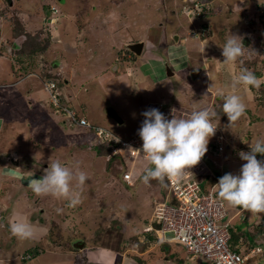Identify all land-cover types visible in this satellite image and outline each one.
I'll list each match as a JSON object with an SVG mask.
<instances>
[{"label":"rangeland","instance_id":"1","mask_svg":"<svg viewBox=\"0 0 264 264\" xmlns=\"http://www.w3.org/2000/svg\"><path fill=\"white\" fill-rule=\"evenodd\" d=\"M1 1L0 12L12 27L20 23L25 31L41 30L44 34H38V39L48 38L49 45L33 57V64L37 65L34 69L38 72L27 74L29 70L34 71L32 65L27 67V71H18L15 58L19 55L14 51L22 40L14 33L10 34L8 26L1 28L0 20V33L4 30L6 36H10L9 44L2 45L0 40V153L18 150L21 159L19 167L10 163L0 164V264H210L203 258L192 259L180 244L169 243L171 254L165 253L164 249L162 252L159 250L155 236L144 231L155 212L154 199L161 198L159 191L142 180L126 189L118 185V179L108 176L104 166L106 159L91 149V145L99 140L86 127L69 126L67 117L52 105L48 92L44 90V81L54 78L59 91L64 94L63 104H71L80 116L105 125L121 138H129L138 132L143 108L150 103L169 101L177 113L200 101L197 108L203 104L207 107L214 98H219L215 104L222 106L224 101L217 95V90L222 89L225 94L235 91L246 104V113L231 128L227 127L229 121L225 128L221 127L225 142L230 140L234 149H226L222 158L217 157L213 150L207 152L211 160L222 163V176L226 173L238 175L246 163L239 153L250 151L251 142L264 139V83L259 89L241 85L235 90L231 83L242 66L250 72L257 69L261 73L258 78L264 80V36L259 16L264 9V0H212L208 8L217 10L215 18L208 15H204L205 18L188 17L182 12L184 0H71V5L58 4L56 0ZM92 4L98 6L97 11ZM42 5L50 16L64 18L62 25L51 21L43 26L37 11L33 10L42 8ZM55 7L61 13L50 10ZM71 8L77 11L74 15L79 19H67L62 15V12L68 14ZM103 18L106 21L100 25L97 21ZM23 19L27 21L24 23ZM93 24H96L95 28ZM50 25L56 27L52 35L43 29L50 28ZM205 26L212 31L211 34L214 33L213 37H207ZM197 28L202 35L207 34V38L201 33L195 37L189 35ZM232 34L243 40L244 63H230L235 69L227 74L224 65L218 66L224 73L221 74L214 70L217 68L215 65L224 61L222 47ZM168 35L173 39L180 35L181 40L177 44L170 41ZM142 36L148 38L143 41L137 39ZM193 39L196 41H190ZM117 40L118 44H115ZM139 41L145 44L141 58L147 60L157 73V78L152 74L154 82H142L134 72H129L130 64L127 62H114L109 72L104 70L103 64L111 65L110 53L118 57L123 43ZM152 44L158 45L159 49L151 52ZM170 45L176 48L174 56ZM113 47H116L114 53ZM125 53L131 54L132 51L126 49ZM206 56L213 60L205 59ZM167 62L176 71V78L169 77L167 70L164 74ZM209 64L216 71L210 73L213 80L207 75ZM116 65L118 71H113ZM140 67L150 76L147 65L141 64ZM70 70L76 73L72 77L68 74ZM161 75L172 80L164 81ZM223 76L222 87L220 79ZM87 77H91L89 83L85 80ZM23 78L28 82L24 87ZM65 78L69 85H65ZM217 82L220 85L217 84L214 92L218 97H206L210 85ZM23 88L30 92L23 94ZM69 96L74 99L73 104L72 99L68 100ZM108 107L117 113L122 123L107 113ZM210 144L211 139L208 148ZM257 159L264 160L258 155ZM55 161L73 171L78 166L91 177L83 186V203L74 208L69 207L64 199L51 195L36 196L31 190L34 180L45 175L48 163ZM147 166V160L134 162L131 159L126 167L141 173ZM223 204L228 213L227 221L232 220L239 229L264 225V215L243 212L225 201ZM115 219L121 224H115ZM18 221H26L33 226L34 239L20 240L12 235L10 225ZM139 233L140 240L150 241L152 251L148 254L138 252L140 259H135L136 244L131 236ZM80 241L83 247L73 249L72 243L80 244ZM125 249L129 251L120 262V250ZM251 249L242 251L247 254ZM255 263L264 264V243Z\"/></svg>","mask_w":264,"mask_h":264},{"label":"clouds","instance_id":"2","mask_svg":"<svg viewBox=\"0 0 264 264\" xmlns=\"http://www.w3.org/2000/svg\"><path fill=\"white\" fill-rule=\"evenodd\" d=\"M203 1L206 6L204 7L200 15L196 13L188 14L187 12L184 11V7H186L187 5L191 6L193 0L184 1L182 12L191 18L194 16L196 17L201 16L205 18L204 11L206 9H210L208 8V6L212 0H203ZM50 10L57 11V8L55 7ZM214 11L215 13L217 12V10ZM208 16L210 17L211 15ZM259 16L262 19L261 20L263 26L262 33L264 36V9L261 12H259ZM205 28L208 31L207 37L209 36L211 37L212 31H210L207 26H205ZM197 29L198 30L192 31L189 35L195 37L199 33H201V30H199V28ZM206 35H202L201 33V36L204 38H207L205 37ZM177 36L180 35H176L175 38ZM202 37L201 39H204ZM185 39L186 36L183 37V40ZM144 47L145 44L143 46V49ZM205 47L201 49V54L204 53ZM121 51L122 52L126 51V48L125 47L121 48ZM128 54L129 53H126L125 56H128ZM142 54L143 52H141L140 55H137L134 52H132L130 54L129 60L132 62L133 60H138V57H140ZM222 55L225 58L223 61L225 64L236 63L239 61L240 64L243 65L244 60L242 58L245 56V45L241 37L232 34V36L226 40V42L222 47ZM119 59H123V57L118 56L117 63L122 62L119 61ZM168 67L170 66L168 65ZM114 68H115L114 70L117 69V67ZM30 73L33 72L29 71L27 74ZM49 79L54 80V78H47V80ZM262 83H264V80H261L253 72H250L246 68L242 67L240 73L238 75L233 76L231 87L233 90H235L238 86L241 85L244 87H254L256 89H259ZM217 95L224 101L222 104V111L224 114L227 115L229 121L227 127L231 128L246 113L247 106L244 103L242 97L238 95L235 91H233L230 94H225V92L222 89H218ZM68 100L70 101L71 99L68 98ZM159 103L166 104L167 106L171 107V105H169L170 104L169 101H160L158 103H152V104L150 103L149 105H146V107L143 108L140 117V124H141L142 115L144 116V120L142 121L141 127L139 128L138 132L129 138H121L119 136L118 137L114 136L113 138L117 142H119V138L130 139L137 135L140 136L143 142L142 149H134V150L138 151L140 154L142 153L141 155L145 158L144 160H147L149 166L145 167L141 173H138L137 178L142 180V182L146 185L149 184L151 180L158 181V183L162 187H166V195H167V190H168L167 182L168 181L179 182L183 178V176L187 172H189L188 170L198 165L203 158V160H205V162L208 164L213 176L215 177L217 174H219L217 183L211 186L207 191L213 189L215 194L219 196L223 201L227 202V204L231 207L240 208L243 212L250 213L252 215H264V160L257 159V154L264 156V139H258L254 143L251 142L250 151L248 152L241 151L239 153L240 158L246 161V163L242 165L240 169V173L238 175H234L232 173H226L222 176V173L220 171L222 167L220 168L218 166L219 165L218 162L211 160L210 157H207L208 154L205 155L207 151L213 150L217 157L222 158L223 153L227 149V142H225L224 140V144H225L224 150L221 152L220 155L216 154L217 146L215 145L216 140L214 137L216 130L218 129L221 134H224L220 126L221 122L213 121L218 117V113L214 109L209 107L194 108L191 112L181 110L177 113L175 109H172V118L167 119L165 115L162 112H160L159 109L157 108H150L144 111L148 106ZM69 106L71 107V104ZM25 139L28 138L25 137ZM210 139H211V144L209 145L208 148ZM122 156L126 159V162L131 160L128 159L127 156H125L124 154H122ZM139 159L143 160V158H139ZM139 159H137L136 161H138ZM126 170L132 171L133 178L131 183H128L124 179L125 182L130 186L132 185V183H134L136 177L134 176V170L132 169V167L125 168L124 171ZM202 173L205 174V172ZM198 175L196 177H198ZM90 179L91 177L86 172L80 170L78 166L76 170L73 171L68 166L62 164L60 161H55V162H51L50 164L48 163V167L45 169V175L40 179H35L34 182L30 185V187L36 196L51 195L53 197H56L57 199H64L68 202L69 207L74 208L80 205L81 203H83V199H82L83 186L86 183V181ZM73 182H75V185L73 184ZM217 185H218V192H216ZM155 201H161V200L160 199L157 200V198H155L153 208L155 207ZM173 202H175L174 204H177L175 200L171 201L172 204ZM58 211L61 210L58 209ZM231 225H233L232 220H231ZM148 227H153V229L147 230ZM158 228L159 225L153 215L149 225L145 226L144 231L146 233H149L153 237L155 236L156 241H158V243L155 244L156 246L158 244L161 245V243H175V242L160 240L156 232V229ZM10 231L13 236L17 237L20 240H32L35 238V230L33 226L26 221L13 222L10 225ZM72 247L73 249H76L73 243H72ZM128 249L121 251L122 255L120 258V262L122 256L127 255L129 251ZM252 249L255 251V253L251 258V262L252 264H256L255 263L256 256L262 252V247L255 246ZM136 250L137 252L135 254H139L138 253L139 250L137 248ZM151 251L152 250L150 249L149 252ZM164 252H170V251L164 249ZM186 253L192 258V256L187 251ZM196 258H192V259H196Z\"/></svg>","mask_w":264,"mask_h":264},{"label":"built area","instance_id":"3","mask_svg":"<svg viewBox=\"0 0 264 264\" xmlns=\"http://www.w3.org/2000/svg\"><path fill=\"white\" fill-rule=\"evenodd\" d=\"M205 6L203 0H193L191 6L184 7V11L188 14L200 15ZM44 87L52 105L67 117L70 127L77 124L93 131L97 139L114 141L116 147L113 154L122 153L133 161L139 158L145 159L142 153L134 150L142 149L143 142L140 136L137 135L130 139L119 138L117 142L113 138L118 136L109 129L90 122L87 117L80 116L74 107L63 104L64 94L59 91L54 80H46ZM150 108L159 109L167 119L172 118L173 108L166 104H154L144 111ZM143 120L142 115L141 124ZM214 137L217 146L216 154L220 155L225 148L224 137L218 129ZM188 171L179 182L168 181L166 198L155 201L154 218L159 225L156 232L160 240L178 243L192 258H204L211 264H252L251 258L255 253L254 250L242 255L230 247L231 221H227L228 213L222 199L215 194L213 189L205 192L196 177L205 171L212 174L208 164L202 158L198 165ZM123 177L131 183L132 171H124ZM172 200H175L177 204H172ZM150 229L153 227H148L147 230Z\"/></svg>","mask_w":264,"mask_h":264},{"label":"trees","instance_id":"4","mask_svg":"<svg viewBox=\"0 0 264 264\" xmlns=\"http://www.w3.org/2000/svg\"><path fill=\"white\" fill-rule=\"evenodd\" d=\"M212 13L214 14L215 11L210 10V9H206L204 11L205 16L212 15ZM13 31L16 36L18 37L23 36V38L21 37V39H24V42L19 43L20 45H19V48L16 49V54L19 55V58L17 59L21 60L20 62L17 61L18 65L20 66L19 70H22V69L27 70V67L29 65H33V62H34L33 57L34 56L36 57V54L45 51L46 47L49 45L48 38L44 37L42 40L38 39L37 35L43 33V31L38 30V33L33 35L25 31V28L20 23L19 24L17 23L14 26ZM248 64H250V62H248ZM248 64L246 67L249 66ZM253 67H255V65H253ZM253 73L257 77L260 76L261 74L257 69H255ZM217 100H219V98ZM212 109H214L218 113V117L214 119L213 121L223 122V121L228 120L227 115L224 114L222 111V106H217L216 104H214V108ZM91 132L94 134L93 131ZM98 140L99 141L91 145L92 147L91 149L95 151L97 156L106 159L104 166H106V170L109 174L108 176H111L113 179H116V180L118 179V185L121 184L126 189H128L129 187L132 188L134 183L136 181L138 183V181L140 180L137 178V175H138V173L136 172L137 170L134 171V176L136 177V179L134 183H132V185L129 186L123 178V171L125 168H127L126 159L120 153L112 154L114 148L116 147V143L112 140H109V141L107 140L103 141L101 139H98ZM257 155L260 159H264V156H261L260 154H257ZM218 176L219 174H217L214 177L213 174H210L207 171H205V174L202 173L198 175L197 178L199 182L202 184L203 190L207 191L211 186L217 183ZM149 186H152L154 189L159 191V194H161V198H160L161 200L165 199L166 187H162L156 180H151L149 183ZM174 203L175 202H173V204ZM114 221H115V224H118V225L121 224L119 220L115 219ZM112 225H114V222ZM230 230H231L232 236L230 238L229 244L235 250H238V251H241L242 249L249 250L255 246H261V247L263 246V243H264V225L263 224L261 225L258 224L254 227V229L249 228L248 230L239 229L237 225H231ZM139 236H140V233L131 236V238L134 240L136 244V248L139 250V252H143L144 250L151 247V243L147 239L140 240L138 238ZM168 245L169 243H161V246H163L164 248H167L169 251L170 249ZM120 251H123V250H120ZM134 258L140 259V257H138L137 254H135Z\"/></svg>","mask_w":264,"mask_h":264},{"label":"crops","instance_id":"5","mask_svg":"<svg viewBox=\"0 0 264 264\" xmlns=\"http://www.w3.org/2000/svg\"><path fill=\"white\" fill-rule=\"evenodd\" d=\"M17 1V0H16ZM185 1V0H184ZM2 1L0 0V3H1ZM18 3V2H17ZM32 3V2H31ZM10 8H11V6H9ZM0 9H1V5H0ZM33 10H34V12H36L37 11V16L39 17V19H41V21H42V23H43V26L45 25V24H48V14H47V9H43V5H42V8H39V9H35V8H33ZM19 11V10H18ZM18 11H16V12H18ZM58 11V10H57ZM33 12V14H35ZM7 16V15H6ZM64 16H66V18L67 19H71V18H73V16L71 15V14H64ZM212 16H214L213 18H215V17H217V13H212V15L210 16V17H212ZM54 18H53V22L54 23H59V25H62V19H64V18H62V19H60L59 17H55V16H53ZM76 19V18H75ZM0 20L2 21V27L1 28H5L6 26H8L9 28H10V31H11V33L10 34H12V33H14V31H13V29H14V27H12V25L9 23V22H7L6 21V19L4 18V16L2 15V11L0 12ZM23 21H24V23H25V21H27V19H23ZM44 21H46L47 23H44ZM108 21V20H107ZM86 22V21H85ZM21 23H23V22H21ZM23 23V24H24ZM50 24V23H49ZM85 24V23H84ZM23 26V25H22ZM105 26H107V25H105ZM24 27V26H23ZM43 29L45 30L46 28H44L43 27ZM27 31V30H26ZM55 31H56V28H55ZM27 32H29V33H31V34H33V35H35V34H37L38 33V30L36 31V32H32V31H27ZM42 35H43V33H41ZM51 35H52V31H51ZM169 36V39H170V41L171 40H174L177 44L180 42V40H181V37L180 36H177L176 38H175V36H174V39L173 38H171V36L170 35H168ZM214 36V33H212V35H211V37H213ZM250 36V35H249ZM10 36H6V34H5V31L3 30V32H1L0 33V40H1V43H2V45L3 44H5V43H7V44H9V40H10V38H9ZM21 37L23 38V36H19L18 38L20 39V40H22L21 41V43H23L24 42V39H21ZM86 37V36H85ZM13 38V37H12ZM146 39V38H148V36H145V37H137V39H139V40H142V39ZM208 38H210V37H208ZM249 38V37H248ZM135 39V38H134ZM119 40V39H118ZM118 40H117V42L115 43V44H118ZM131 40V39H130ZM143 41V40H142ZM183 41H185V40H183ZM190 41H196V40H190ZM146 42V41H145ZM127 43V42H126ZM201 43H202V41H201ZM113 44V43H112ZM115 44H113L114 46H115ZM20 45V44H19ZM19 45H18V48H19ZM124 45V46H123ZM123 45H122V48L123 47H125V43H123ZM152 47H150L149 48V50L152 52H155V50H157V49H159V46L158 45H156V44H152L151 45ZM193 46H195V44H193ZM196 46H197V44H196ZM170 47H171V53H172V56H174V54H175V52H176V48H173L172 47V45H170ZM5 48V47H4ZM110 48H108V50H109ZM116 50V47H113V53H114V51ZM121 50V49H120ZM144 50V49H143ZM15 52V54H16V51H14ZM143 52V51H142ZM2 54V52L0 53V55ZM13 56H14V54H13ZM113 56V57H112ZM142 56V55H141ZM141 56L140 57H138V60H133V62H132V64L129 66L130 68H129V72H135V74H136V76H138V77H140L141 78V80H142V82H144V81H146V83L147 82H149L150 83V81L152 82H154V80H153V77H152V74H154L155 75V77L157 78V73L156 72H154V68L152 67V65H149L148 63H147V60H145V59H142L141 58ZM121 57H123V56H121ZM128 58H130V54H128V56H127ZM110 58H112V62H111V65H110V63L108 64V65H106V66H104V64L102 65V67L104 68V70L105 71H108L109 72V69H111L112 67H113V64H115L114 62H117V57H115V54H113L112 55V53H110ZM161 58V57H160ZM206 58H208L207 56L205 57V59ZM15 60H16V62H15V65H18V62L17 61H21V60H18V59H16L15 58ZM14 60V61H15ZM208 60H213L211 57H209L208 58ZM169 62V61H168ZM54 63V62H53ZM145 67L146 65L148 66V72H150V76H147V73H144V72H141V67H140V65L141 64ZM162 63H163V61H162ZM224 62H222L221 64L219 63V64H217V65H215L217 68L216 69H214V70H216V71H218V72H220L221 73V71L218 69L219 67L218 66H221V65H224L223 67L227 70V72H226V74L227 73H230L229 71H231V69H232V73H233V70L235 69V66H233V64H230V63H228V64H223ZM62 64V63H61ZM162 65V64H161ZM29 66H31V65H29ZM54 66V65H53ZM52 66V68H54ZM83 66H84V64H83ZM171 66V65H170ZM34 67H35V69H37V65L36 64H33L32 66H31V68H33L34 69ZM62 67H63V69H62V71L64 72V70H65V65H64V63H63V65H62ZM115 67H117V66H115ZM172 67V66H171ZM170 67V69H171V72H174V74L171 76V78H176V71L175 70H173L172 68ZM18 68H20V66L18 65ZM208 72H207V75L208 76H210L211 77V80H213V78H212V75H210V73H213V72H216V71H214L213 69H212V67L210 66V64L208 65ZM242 68V67H241ZM34 69V71L33 70H29L30 72H38L37 70H35ZM54 69H56V68H54ZM115 68H113V71H115L114 70ZM117 69H118V67H117ZM116 69V70H117ZM142 69H144V68H142ZM162 69H163V66H162ZM28 70V69H27ZM50 70H51V68H50ZM166 68H164V74H165V72H166ZM223 70V69H222ZM18 71H20V70H18ZM25 71V70H24ZM71 71L72 70H70L69 71V76H71L72 77V75L73 74H76V73H71ZM118 71V70H117ZM162 72V73H163ZM167 72H168V70H167ZM202 72V70H200V73ZM18 74V73H17ZM38 74V73H37ZM80 74V73H79ZM221 74H224L223 72L221 73ZM25 76V75H24ZM162 76V80H167V81H171L172 79L171 78H167V76H165V77H163V75H161ZM197 76V75H196ZM226 76V75H225ZM225 76H223V78L222 79H220V84L217 82V83H212L211 85H210V91L208 90L207 91V94L205 95L206 97H218L217 95H215L216 93L214 92V89H216V88H218V86H217V84L218 85H220V86H222L223 87V85H224V83H222V81L224 80V77ZM71 77H70V79H71ZM233 79V78H232ZM85 80H87V83H89L90 82V80H91V77H87V78H85ZM160 80V79H159ZM225 81V80H224ZM65 85H69L70 83L68 82V80H67V78H65ZM86 82V81H85ZM213 82V81H212ZM25 83H28L27 82V80L26 79H24L23 78V85H22V87H24L25 85ZM74 83V82H73ZM77 85V82L75 83V86ZM33 86L35 87V84L33 83ZM221 87V88H222ZM24 89V88H23ZM30 89H33V88H30ZM75 89V88H74ZM217 90V89H216ZM27 92H30V90H25L24 89V92L22 91V93L23 94H25V93H27ZM69 93H72V90L71 91H68ZM211 93V94H210ZM67 94V93H66ZM72 96H70L69 98L70 99H72V104H73V98H71ZM203 101H205V98H203L202 99ZM215 101H216V99L214 98L212 101H210L209 103H207V107H209V108H214V104L213 103H215ZM201 102V101H200ZM200 102H197V103H200ZM197 103H195V104H192L190 107H188V108H186V109H184L185 111H189V112H191L194 108H197L196 107V104ZM213 104V105H212ZM204 107H206V105L205 104H203L201 107H199V108H204ZM98 115H96L94 118H96ZM228 121V120H227ZM227 121H225L224 123L222 122V121H219V122H221V124H220V126L221 127H223V128H225L226 127V122ZM98 125V124H97ZM100 125H102V124H100ZM103 126H105V125H103ZM234 149V147L232 146V144H231V142H230V140H229V143H227V149ZM235 148H236V146H235ZM86 150H89V149H86ZM96 154V153H95ZM208 154V152L205 154V155H207ZM207 157H209V156H207ZM219 167H223V165H222V163L220 162L219 163V165H218ZM217 172V171H216ZM157 200H159V199H157ZM161 200V199H160ZM148 240V239H147ZM157 243H158V241H157ZM160 244H158V246H159ZM151 248H148V249H146V250H144L143 252H141V254H148L149 253V250H150ZM163 249H165V250H168L167 248H164L163 246H159V250H161V252L163 251ZM170 251V250H169ZM151 253V252H150ZM165 253H170V252H165ZM171 254V253H170Z\"/></svg>","mask_w":264,"mask_h":264},{"label":"water","instance_id":"6","mask_svg":"<svg viewBox=\"0 0 264 264\" xmlns=\"http://www.w3.org/2000/svg\"><path fill=\"white\" fill-rule=\"evenodd\" d=\"M144 42H129L125 44V48L129 49L130 51L134 52L137 55H140L143 50ZM166 69L169 71L167 72V75L170 77L174 74V72L170 71V67H168V63H166ZM197 75V74H195ZM112 116L120 123L123 122L122 119L117 115L116 112H112ZM20 161V156L18 150L8 151V152H2L0 153V162H10L14 166H18ZM75 248H81L83 247V242L80 241L74 244Z\"/></svg>","mask_w":264,"mask_h":264},{"label":"flooded vegetation","instance_id":"7","mask_svg":"<svg viewBox=\"0 0 264 264\" xmlns=\"http://www.w3.org/2000/svg\"><path fill=\"white\" fill-rule=\"evenodd\" d=\"M57 2H58V4H60V3H65V4H69V5H71L70 3H72V1L71 0H56ZM92 7L94 8V10H96L97 11V7L98 6H96V5H93L92 4ZM59 12H60V10H58ZM80 11V10H79ZM95 11V12H96ZM76 12L77 11H74L73 10V8H71V10H69V12H67V13H69V14H71L72 16H73V18H76L75 17V15L74 14H76ZM61 13V12H60ZM47 14H48V19H49V22H51L52 20H53V16H50V14H49V11H47ZM65 13H63L62 12V15H64ZM79 15V14H78ZM77 19H79V18H76L75 20H77ZM106 21V19H99L97 22L101 25V24H103V21ZM108 20V19H107ZM86 21V20H85ZM88 22V21H87ZM89 23H90V21H89ZM92 23V22H91ZM54 24H58L59 25V23H54ZM51 27L50 28H46L44 31H49L50 33H51V31H54V29L56 28V27H54V26H52V25H50ZM93 26H94V28L96 27V24H93ZM104 26V25H103ZM93 34V33H92ZM92 37V40L94 41L95 40V38H94V34L91 36ZM100 37L98 36V38H96V40L98 41V39H99ZM133 41H137V40H133ZM124 46V45H123ZM122 48V47H121ZM120 48V49H121ZM119 49V50H120ZM120 54H119V56H123V59H119V61H122V62H127L128 64H131V61L129 60V58L127 57V56H125L126 55V53H125V51H121L120 50V52H119ZM65 81V80H64ZM66 83V82H65ZM60 88V87H59ZM70 97V96H69ZM107 110V113L108 114H112V112H114V110H112V108H107L106 109ZM19 156H20V154H19ZM21 160V159H20ZM3 163H10V162H0V164H3ZM11 164V163H10ZM16 167H19V166H16ZM72 243V242H71Z\"/></svg>","mask_w":264,"mask_h":264},{"label":"bare ground","instance_id":"8","mask_svg":"<svg viewBox=\"0 0 264 264\" xmlns=\"http://www.w3.org/2000/svg\"><path fill=\"white\" fill-rule=\"evenodd\" d=\"M140 42V41H139ZM134 43V42H133ZM228 219V218H227ZM231 221V220H230ZM253 250V249H252ZM238 253H241L242 255H245L246 253H244L242 250L241 251H238L236 250Z\"/></svg>","mask_w":264,"mask_h":264}]
</instances>
